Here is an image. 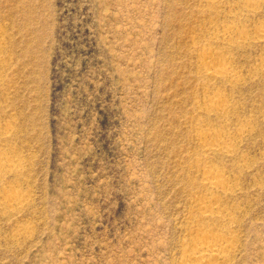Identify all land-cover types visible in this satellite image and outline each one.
Returning a JSON list of instances; mask_svg holds the SVG:
<instances>
[{
	"label": "rangeland",
	"instance_id": "obj_1",
	"mask_svg": "<svg viewBox=\"0 0 264 264\" xmlns=\"http://www.w3.org/2000/svg\"><path fill=\"white\" fill-rule=\"evenodd\" d=\"M244 2L0 0V199L23 193L0 203V264H181L219 232L208 264H264V2ZM208 130L233 151L206 154ZM203 164L232 188L202 187ZM212 199L224 216L200 218Z\"/></svg>",
	"mask_w": 264,
	"mask_h": 264
},
{
	"label": "bare ground",
	"instance_id": "obj_2",
	"mask_svg": "<svg viewBox=\"0 0 264 264\" xmlns=\"http://www.w3.org/2000/svg\"><path fill=\"white\" fill-rule=\"evenodd\" d=\"M213 4H221L223 2H227L228 0H209ZM263 0H245L242 10L255 12L256 9L263 4ZM237 33V39H235L234 43L237 45L244 43V37L242 36L243 30L238 28H233L231 26L225 27L224 33L231 34ZM254 38L257 40L264 39V25L257 24L253 26ZM220 57V55L214 51H206L203 50L201 52L200 58L203 60L208 57ZM229 64L225 61H219L213 66H205L203 68L204 74L210 76L212 78L221 79L224 77V73L229 69ZM230 81H237V76H232ZM204 104L210 108V110H221L223 112H227L229 110L228 100L223 96H216L211 99H206ZM244 127H238L235 131L236 135H241L245 132ZM199 139L202 142L203 150L206 154H211L217 151V146L222 145L224 153H230L233 151V147L231 143L228 141L227 136H219L213 130L204 131L199 135ZM202 170L207 174V176L201 180L199 183L202 187L209 191L216 190H228L232 188L231 184L224 182L225 173L222 170H219L211 165L203 164ZM13 169L9 164L8 158L0 155V174L1 171L10 172ZM23 199V193L18 190H8L6 194L0 199V203L6 206L12 207V209H17L21 200ZM216 200L212 199L211 201H203L200 200L196 203V206L201 210L199 212L200 218H220L223 217V213L220 210L215 209H206L215 204ZM19 209V208H18ZM194 231L197 233H203L205 228H200L199 226L194 228ZM224 237L223 232H219L214 238L207 237H197L195 240L191 242V247L189 249H183L185 255V261L181 262V264H208V260L212 258L225 260L227 255L225 251L227 248H231L232 244L223 240Z\"/></svg>",
	"mask_w": 264,
	"mask_h": 264
}]
</instances>
